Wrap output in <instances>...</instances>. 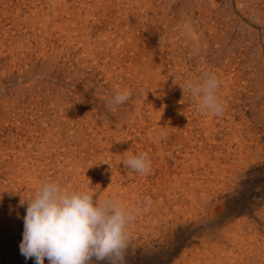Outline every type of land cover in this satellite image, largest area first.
Here are the masks:
<instances>
[{
  "label": "rangeland",
  "instance_id": "1",
  "mask_svg": "<svg viewBox=\"0 0 264 264\" xmlns=\"http://www.w3.org/2000/svg\"><path fill=\"white\" fill-rule=\"evenodd\" d=\"M48 181L140 209L127 264H264V0H0V264Z\"/></svg>",
  "mask_w": 264,
  "mask_h": 264
},
{
  "label": "clouds",
  "instance_id": "2",
  "mask_svg": "<svg viewBox=\"0 0 264 264\" xmlns=\"http://www.w3.org/2000/svg\"><path fill=\"white\" fill-rule=\"evenodd\" d=\"M219 85L215 74L206 72L202 82L189 81L187 89L199 98L202 111L219 116L224 111L217 94ZM180 86L185 92V85ZM131 95L127 88L119 90L108 106H119ZM163 138L162 132L155 137ZM123 164L141 175L151 171L146 152L129 157ZM20 203L27 205L20 244L26 259L35 258L36 264H44L46 258L49 264H127L128 225L140 209H131L114 198L100 199L94 192L70 191L56 181L44 182L31 198H22ZM145 204L150 205L151 199L145 198Z\"/></svg>",
  "mask_w": 264,
  "mask_h": 264
}]
</instances>
